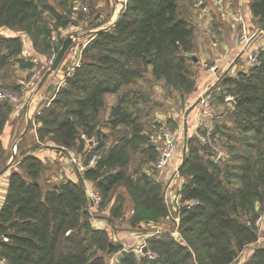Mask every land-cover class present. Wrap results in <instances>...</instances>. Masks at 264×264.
Instances as JSON below:
<instances>
[{
  "label": "trees",
  "instance_id": "trees-1",
  "mask_svg": "<svg viewBox=\"0 0 264 264\" xmlns=\"http://www.w3.org/2000/svg\"><path fill=\"white\" fill-rule=\"evenodd\" d=\"M54 1L55 6L50 0H0V90L14 91L15 66L23 70L34 66L19 33H26L34 48L46 55L51 48V31L71 23L70 10L76 0ZM192 1L196 0H126L115 25L93 34L83 45L79 65L35 115V133L38 142L50 141L85 162L90 153L81 134L97 137L96 152L103 150L76 180L62 178L45 187L39 182L44 161L31 154L22 156L17 169L7 176L0 206L3 264H107L111 255L116 258L114 264H232L257 240L255 221L264 211L261 48L256 66L233 76L224 75L215 84L217 103L224 102L226 95L234 98L232 109L226 112L230 125L225 129L215 125L211 131L204 125L199 127L201 131L197 128L207 137L206 143L192 133L184 137L177 195L180 202H197L179 209L178 231L185 243L170 232L158 235L153 231L147 243L156 257L122 252L123 247L111 241L108 231L95 225L88 209L86 184L100 195L101 208L107 207L106 221L121 218L124 197L115 189L124 186L132 202L131 227L158 229L167 217L162 184L153 174L158 172L155 165L151 164L150 173L149 168L142 173L135 171L139 175L136 181L127 171L130 151L137 150L139 144L151 147L154 160L158 152L152 135L143 136L141 128L135 131L126 94L119 93L143 80L147 72L167 88L186 94L194 90L189 69L193 30L180 9L181 3ZM249 2L252 18L259 26L264 22V0ZM88 5L94 8L90 0ZM44 13L49 14L53 28L43 19ZM2 29L18 34L6 35ZM61 43L62 39L57 42ZM116 95L113 105L105 104L107 96ZM11 110V103L0 102V168L6 160L1 135ZM105 113L106 120L102 121ZM124 125L133 126L132 132L117 130L112 144L104 146L105 139ZM28 128L32 129L31 121ZM104 129L111 131L106 134ZM243 264H264V245Z\"/></svg>",
  "mask_w": 264,
  "mask_h": 264
},
{
  "label": "rangeland",
  "instance_id": "rangeland-1",
  "mask_svg": "<svg viewBox=\"0 0 264 264\" xmlns=\"http://www.w3.org/2000/svg\"><path fill=\"white\" fill-rule=\"evenodd\" d=\"M90 1H92V3H93V6H94L93 9H90V7L88 5L89 0H76L73 9L70 10L71 23L67 27L61 28V31H59V28L56 30H53L55 32V34L57 35L58 40L62 39V41H63V39H65L66 37H68L72 34H77L80 37V40H78V41H76V43H74V45H73L74 48L72 50H70V53H72V54L75 52V59H73V60L76 62L78 59V63L80 62V58H81V55L79 53V49H82L83 47L81 45H84L87 42V40L89 39L88 37L90 36L89 32H90L91 28L94 29L93 27H98L97 24H100L103 26L104 21H106V19L112 13H114V11L117 8L120 7L118 0H116V2H114L113 0H90ZM120 1H122V0H120ZM249 1H251V0H249ZM50 3L55 6L54 0H50ZM83 6H85L87 8L86 12L81 11L80 8ZM214 8L218 10V8H216V7H214ZM120 9H121V7H120ZM180 9L181 10L183 9L182 5L180 6ZM79 10L81 12H79ZM98 13H100V15L102 17H99L100 15L96 16ZM81 15L83 18L80 19L79 22L83 21V20H85V22H83L82 24H79V22H76V20ZM97 17H99V20H96ZM43 19L46 20L47 22H49L51 24V28H53V24H52V21H50L51 18L49 16V14L44 13ZM244 24L246 27H248V24L256 27L255 26L256 23L252 19H250V21L245 19ZM110 25H108L107 27H109ZM102 26L97 28V30H99V29L103 30V29L107 28V27L102 28ZM10 33H12L14 35L18 34L17 32H13L10 30L6 31V34H10ZM241 33L242 32L238 33V36H237L238 39H239V36ZM19 35H25L26 37L28 36L26 33H23V34L19 33ZM260 37H261V33L255 34V36H252V38H251V40L253 42H255L254 47H256V48H258L260 43L263 44ZM31 41H32V39H31ZM36 43H37V40L35 41V44ZM79 43H81V44H79ZM57 46L59 49L60 44ZM258 52H260L259 48H258ZM49 55H50V53L46 54V56L44 55L43 56L44 58L43 59L40 58V60L42 62H44L47 58H49ZM65 56H64V58H67ZM63 61H64V59H63ZM202 63H204L202 66L204 68L203 70H209V68L213 66V64H211L207 60H206V62H202ZM240 63L242 65H244L242 61H240ZM190 65H191V69L190 68L189 69L194 76V79H193L194 80V90L192 91L194 93L195 88H196V82H197L196 79H197L198 75H200V72L197 69L198 67H196L193 64V62H190ZM60 66H61V64H60ZM70 67H72V66H70ZM60 68L63 72L66 70L65 67H63V68L60 67ZM35 69L36 68H34V66H33V68L30 71H33ZM17 78H19V77H17ZM14 82H15V80H14ZM212 85H213V83H212ZM212 85H208V88H207L208 94H209L210 100L213 102L212 105L217 104V106H218V104H221V102L217 103V98H218L219 94H218V91L217 92L213 91L216 88ZM168 88L166 86H164V84L162 82L152 79L150 72H147L145 74V77L143 80H139L137 82H134V83L124 87L122 89V91H120L119 94L120 95L122 93L126 94L125 99L127 100L126 101L127 105L126 104L125 105L128 108V110L131 112L132 118H134V125H136V127H137L136 128L134 126L135 131H139L138 128H141L139 133H141L143 136H151L152 135V137H153L154 134L156 133V131H160L162 129H168L170 131L180 129V131L178 130L179 132H177L178 135L176 137V140H177L176 144H179L178 145L179 147L178 148L176 147V149H175V154H176L177 151L179 152L181 150L180 148H182V144H183L181 141L182 140L181 138H183L184 133H183V130L181 129L182 124L180 122V119H181L183 113H185V114L188 113L187 108L191 105L193 106L196 103L195 102L196 96L195 95L193 96V100H190V99L188 100L187 96L190 95V93H192V92L186 94L183 91L174 90L171 88L168 89ZM48 89H49V91L47 94V98L50 96L51 93H53L54 84L53 85L49 84ZM2 91H5V90H2ZM211 92H212V94H210ZM117 96L118 95L107 96L105 98V104H107L109 106L113 105L116 102ZM45 102H47V101L46 100L43 101L42 103L39 104V106H43L45 104ZM223 105L225 108L227 107L225 104H223ZM225 108H222L221 113L213 115L215 117L210 118L209 124L206 122L204 124H201V126L200 125L198 127L196 126L195 128H198V129H199V127L202 128V125H204L206 127L210 126V127L214 128L216 125L218 127H221L222 129H225L224 126L230 125V122H231V120L228 117L229 113H226V112H230V111L225 109ZM173 113L177 114V116L175 117V119L172 120L171 116ZM107 114L108 113H105L102 116V118H101L102 121L106 120ZM161 115H163L164 117ZM211 115H212V113L210 114V116ZM160 116H161V118H159ZM117 130L127 131V133H130L133 130V126L124 125V126H120L117 129H115L112 135H109V136L107 135L108 137L104 141V146L107 147L110 144H112V142L117 137V134H116ZM110 131L111 130H105L104 129V132L106 134ZM199 131H201V130L199 129ZM186 132L188 133V130H186ZM85 137H86V135H85ZM1 139H2V142L4 145L5 159L6 160L4 161L5 164L0 168V170L4 166H6L8 163H10V167L13 166L12 170L17 169L19 161L21 160L22 156H24L26 154L38 156L39 158H41L44 161L43 165L45 166V170L42 172V174L40 175V178H39V182L43 187H45V184L58 183L61 179L58 176V173H57L58 171H56V170H57V168H59L61 171L64 170V168L62 166V162H60L58 160L52 161V159H50L48 156L49 155H58V156L60 155L62 158H64L63 153L65 154L66 157L69 156V153L74 154L71 151H68L65 149H59L60 147L56 148V146L50 141H45L44 143H40V142H38V140L36 138L34 139L35 143H34L32 148L30 147V148L21 149V147H19L16 150L14 149V151H13V149H12V151H11V148H10V150H8V148L10 146L9 142L12 141V135L8 138V135L3 133L1 135ZM91 139L93 140L94 145H92L90 152L88 150H87V152L90 153V155L95 154L96 156H98L100 154L101 150H103V148L99 149V152H96V149H98L99 141L97 140V137H95L94 135L91 136ZM28 141L29 140H28L27 136L23 137L20 145L26 146V145H28ZM216 146H217L216 147L217 149H221L220 145H216ZM39 149H42V151L38 152ZM45 149H48V150L45 151ZM60 150L63 152L62 155L60 153ZM219 152H222V151H219ZM130 154H131V156H130L131 159L128 162L127 171L129 174H131L132 179L135 181L138 179V176H139L138 174L135 173V171L142 173V172H145V170L148 168L150 170L151 164L156 165L157 158L154 160V152L148 144H145V145L139 144L137 146V150H135L134 152L130 151ZM157 156H158V154H157ZM157 170H158V172L161 171V169L160 170L157 169ZM150 172H152V171L150 170L149 173ZM158 172H155L153 174L155 175V178L157 180H159V182H161L160 181V179H161L160 174ZM2 175H0V200H1V197L3 195V189L5 188V183H6V178H7V175H6V177H5V175L4 176H2ZM63 178H65V177H63ZM163 178L165 179V177H163ZM161 184H162L163 201L165 203V202H167V198H166L167 195L165 193V188H164V186L166 184L165 180H162ZM176 185H177V183H176ZM115 192L122 194L124 197L123 215L121 218H117V219H114V220L109 221V222L106 221V218L104 216L108 215L107 207H105L104 209L101 208L102 200H101L100 204L95 208L92 207L90 205V203L88 202L89 203L88 209L94 218L95 225L98 228H105L110 235L111 241H113L114 243L120 244L123 247L122 252L133 251L134 253L139 254V249L141 246L145 245L148 247L147 239L153 231L157 232L158 235H164V234L166 235V234H169L168 232H170V235L174 236L178 240V242L185 243V241L182 239V236L179 234V231H178V224H179L178 213H179V209L181 208V206L183 204L182 202H180V201H179V203L176 202L177 210H173L171 208V204H169V200H168V205H167V203H165L168 215L166 218H163V220H161V222L159 223L160 224L159 229H155V228L150 227V226L131 227L129 224V219L132 215V210H131L132 209V202H131L130 198L128 197L127 190L125 189L124 186H120V187H117L115 189ZM255 224L257 226V240L254 243L246 246L243 249V251L238 254V257H237V258H239V261H241V260L243 261L242 264L245 263L250 258V256L252 255V253L256 249H258L260 246L264 245V211L259 213V216L257 217V219L255 221ZM244 252L246 253V255H244V257H243ZM115 259L116 258L114 255L108 256L107 264H114ZM236 261H237V259L234 262H236ZM0 264H3V262L0 261Z\"/></svg>",
  "mask_w": 264,
  "mask_h": 264
},
{
  "label": "crops",
  "instance_id": "crops-1",
  "mask_svg": "<svg viewBox=\"0 0 264 264\" xmlns=\"http://www.w3.org/2000/svg\"><path fill=\"white\" fill-rule=\"evenodd\" d=\"M116 2V0H113ZM222 1V9H215L212 5L209 3H206V5L198 6L196 1L192 2H183L182 5V11L183 15L186 18V20L190 23L192 27V50L189 53V56L193 59L190 62H193V64L198 67V71L200 72V75L197 77L196 82V88L194 93H190V95L187 96V99L193 100V96H196V103L192 106H189L187 108V114L183 113L180 122L182 124V130H183V138H181L182 143L184 141V137L188 134L196 130V126L198 127L201 124L208 123L209 120L212 117H215L213 115L219 114L222 112V108H225L223 104H225L227 107L225 109L231 110L232 104L227 103L224 101L221 102V104L212 105V101L210 100L209 94H208V85L216 84L217 79L221 78L222 76H233L239 69L241 68L240 59H236V55L241 50V44L238 41V33L242 32V30L245 28L246 31L249 32V34H252L255 30L258 31V24L255 22V20L252 18L250 9H249V0H221ZM126 3V2H125ZM115 10V9H114ZM120 7L117 8L114 13H112L106 21H104L102 28L107 27L108 25L115 22L116 18L119 16ZM79 12H81L79 10ZM211 13V14H210ZM115 16H114V15ZM100 15L98 13L96 16ZM99 17H102L101 15ZM99 17L96 18V20H99ZM238 17H241L242 21L238 20ZM247 19L250 21L252 19L256 23V27L249 25L248 27L245 26L244 20ZM85 22V20L80 21L79 24H82ZM98 27L91 28L90 31L97 30ZM62 28V27H61ZM59 27V29H61ZM7 29H2L1 32L6 34ZM6 35H14L12 33L6 34ZM92 35H90L88 38L90 39ZM21 38L23 40V43L25 45V49L27 54L31 55L32 58H35L40 62V58L43 59L44 55L39 54L38 51L34 48L33 43L31 42L30 38L25 35H21ZM88 39V40H89ZM260 39L262 40L263 44H259L258 48L264 49V35L261 34ZM87 40V41H88ZM255 46V42L252 40L250 41V44L247 46V52L253 51L254 49H258ZM74 46H72L69 51H67L66 56L67 58H64V61L61 63L60 67H65L66 70L63 72L61 68H57L56 71L52 72L45 82L43 83L42 87L37 90V87L33 90L26 89L23 85H20L18 83L19 80L26 79V77L30 74V69H19L18 67L13 68V74L16 85L18 87L14 86V94L20 97V103L18 104H11L12 110L9 115L8 121L6 123V128L4 133L8 135V138L12 135V141L9 142L10 146L8 150L11 151L13 149L16 150L17 148L21 147V149L25 148H32L35 141L34 139L36 137V133L33 129L28 128V125L30 123V118L32 114L38 113L45 105L48 103L51 99V96L54 94V92L62 85L64 82L65 77H67L69 71L78 63V59L75 62L73 59H75V52L72 54L70 53V50H72ZM49 54V53H48ZM46 56V55H45ZM244 54H243V58ZM73 60V61H72ZM210 62L213 64L212 67L215 68V71L212 72L209 68V70H203L202 67L204 63L202 62ZM71 61V62H70ZM42 62V61H41ZM69 63V64H68ZM68 64V65H67ZM65 65V66H64ZM72 66V67H70ZM191 69V65H190ZM232 72V73H231ZM19 77V78H17ZM54 84V90L53 93L50 94V96L47 98L48 94V85ZM216 89L213 91H218V88L215 86ZM16 90V91H15ZM204 94L208 100H210V111L212 115L208 117L206 120H202L198 115V97L201 94ZM212 94V92L210 93ZM227 96V95H226ZM45 104L43 106H39L40 103L43 101ZM187 102V101H186ZM187 105V104H186ZM185 105V106H186ZM185 109V108H184ZM163 116V115H161ZM161 116L159 118H161ZM177 114H172V120L175 119ZM164 117V116H163ZM180 129H176L177 132H179ZM188 130V133L186 132ZM159 135L154 134L152 137V141L157 144V152H158V146H159ZM28 138V145L21 146L20 143L23 139V137ZM15 138V139H14ZM177 141V140H176ZM179 145V144H178ZM177 145V148H178ZM181 149V148H180ZM48 149H45V151ZM42 151V149H39L38 152ZM60 153L62 155V151L60 150ZM46 155V154H45ZM64 158H62L60 155H49L48 157L52 159V161L58 160L62 162V166L64 168L63 171H61L59 168H57L56 171H58V176L60 179L63 177L70 178L72 180H76L78 172L76 171L75 167L71 166L68 156L66 157L63 153ZM182 155L181 150L176 152L174 157V164H179L182 161ZM64 164V165H63ZM12 166V165H11ZM13 167V166H12ZM12 167H9L2 176L6 175L8 176L9 172L12 170ZM160 174V181L165 180L166 184L164 186L165 193L167 195V205L168 200L169 204H171V208L173 210H177L176 208V202L179 203V198L177 195L178 189L180 187V181L176 180L173 183L169 182L171 172L170 169H162L158 172ZM163 175V176H162ZM165 177V179L163 178ZM7 179V178H6ZM177 183V185H176ZM6 189V183L5 188L3 189V195L0 200V206L3 201V197L5 194ZM93 189L90 184H86V190ZM167 191V192H166ZM159 229V228H158ZM244 255L246 253L244 252ZM244 260V259H243ZM242 260L239 261V258H237L236 262H233L232 264H242Z\"/></svg>",
  "mask_w": 264,
  "mask_h": 264
},
{
  "label": "built area",
  "instance_id": "built-area-1",
  "mask_svg": "<svg viewBox=\"0 0 264 264\" xmlns=\"http://www.w3.org/2000/svg\"><path fill=\"white\" fill-rule=\"evenodd\" d=\"M125 2H126V0H122V1L118 0V3L120 5L121 9L124 7ZM196 3L198 6H203V5H206V3H209L210 5L218 8V9H222V1L221 0H196ZM80 9L83 12L87 11V8L85 6L81 7ZM121 9L119 11V14L121 12ZM117 19H118V17L116 18V20ZM238 20L242 21L241 17H238ZM59 31H61V29H59ZM253 33L249 34V32L246 31L244 28L242 30V33L239 36V39H238L239 43L241 44V50L236 55V59H240V61L243 62L244 65H241V68L239 70H243L245 72L249 67H253V66H256L258 64V55H259L258 49H254L253 51H250V52H247V50H246L247 46L250 44L252 36H255V34H260V32L257 30H255ZM49 39L51 42L49 58H47L44 62H38L37 59L32 58L31 62L33 63L34 68H36V69L31 71L30 74L26 77V79L18 81V83L20 85H23L26 89H29V90L33 89L34 90L35 87H37V84H38L42 74L44 73L45 70L48 69V67L50 66V64L52 63V61L56 55V51L58 49L57 42L59 40H58L57 35L55 34L54 31H51ZM79 44H81V43H79ZM82 47H83V45H82ZM80 52H81V49H79V53ZM243 54H244L245 59H242ZM78 65H79V63H77L69 71L67 76L71 75V73L73 72V69L75 67H77ZM210 70L212 72H214L215 68L211 67ZM212 86L215 87V84H213ZM224 101L232 104V102L234 101V98L231 95H227L224 97ZM0 102H8L11 104H18V103H20V97L11 91L0 90ZM210 108L211 107H210V102H209L208 98L203 93L201 95H199V97H198V115L202 120H206L208 117H210V114H211ZM37 114L38 113L32 114L31 118L29 119L32 122V129L34 131H35L36 125L34 124L33 119H34L35 115H37ZM207 129H208V131H211L213 129V127L207 126ZM177 135H178V133L176 130L170 131L168 129H162L159 131L160 145L158 148V156H157L155 168L159 169V170L160 169L162 170L164 168L170 169V172H171V176L169 179L170 183H173L176 180H179L178 178H179L180 163L179 164L173 163L174 157H175V149L177 147V144H176ZM193 135L195 137H197L202 143L208 142L207 137L202 135L200 132H198L197 128L193 132ZM80 137L85 142H87L88 151L90 152L92 145H94L93 140L91 138H86L84 134H81ZM218 155H219V157H221L223 155V153L219 152ZM68 160L71 163V165L73 167H75L76 171L79 174H81L82 172H84V170L86 168L92 167L94 165L95 161L97 160V156L95 154H92V155H90L89 159L85 162L81 156H76L74 154L69 153ZM87 194H88V198L90 200V205L94 208L97 207L101 202V197L98 194V192L95 191L94 189H91V190H87ZM182 203H183L182 205H184L185 207H191L192 205L196 204L197 202L194 200H187V201H184ZM144 248H145V252H143ZM139 254L146 255L150 259H153L154 257H156V254L154 252H152L145 245L140 247Z\"/></svg>",
  "mask_w": 264,
  "mask_h": 264
},
{
  "label": "water",
  "instance_id": "water-1",
  "mask_svg": "<svg viewBox=\"0 0 264 264\" xmlns=\"http://www.w3.org/2000/svg\"><path fill=\"white\" fill-rule=\"evenodd\" d=\"M119 17V16H118ZM117 22V20L109 27H113L115 25V23ZM108 27V28H109ZM102 29L99 30H95V31H90V35H93L95 33H97L98 31H101ZM258 31L264 35V22H262L259 26H258ZM80 40V37L77 34H72L68 37H66L65 39H63L62 43L60 44L59 49L56 51V55L52 61V63L50 64L49 68L43 73V75L41 76L38 84H37V90L40 89L43 85V83L45 82V80L47 79V77L54 71L57 70V68L60 66L62 60L64 59V56L66 55L67 51L70 49V47H72L74 45V43H76V41ZM16 87H18V85H16ZM10 167V163H8L6 166H4L1 170H0V175L4 174L8 168ZM167 169V168H165ZM143 252H145V248L143 250ZM120 257V255H118V258Z\"/></svg>",
  "mask_w": 264,
  "mask_h": 264
},
{
  "label": "bare ground",
  "instance_id": "bare-ground-1",
  "mask_svg": "<svg viewBox=\"0 0 264 264\" xmlns=\"http://www.w3.org/2000/svg\"><path fill=\"white\" fill-rule=\"evenodd\" d=\"M115 16V15H114Z\"/></svg>",
  "mask_w": 264,
  "mask_h": 264
}]
</instances>
